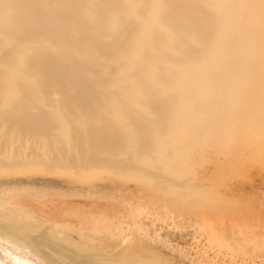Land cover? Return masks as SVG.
Here are the masks:
<instances>
[{
    "label": "bare ground",
    "instance_id": "6f19581e",
    "mask_svg": "<svg viewBox=\"0 0 264 264\" xmlns=\"http://www.w3.org/2000/svg\"><path fill=\"white\" fill-rule=\"evenodd\" d=\"M256 3L0 0V156L72 169L103 164L136 171L158 191L180 186L172 164L203 140L231 150L262 121ZM24 214L17 201H0V242L43 264L139 261L124 228L103 244L108 251L125 242L110 256L83 252L62 240L58 222Z\"/></svg>",
    "mask_w": 264,
    "mask_h": 264
},
{
    "label": "rangeland",
    "instance_id": "374dc122",
    "mask_svg": "<svg viewBox=\"0 0 264 264\" xmlns=\"http://www.w3.org/2000/svg\"><path fill=\"white\" fill-rule=\"evenodd\" d=\"M256 1L254 35L264 45V0ZM257 112L264 113V93ZM262 116L256 127L245 128L231 150L226 143L210 146L203 140L194 154L170 166L181 185L159 184V191L136 171L103 164L72 169L33 157L0 156L5 163L0 165V201H17L25 214L58 222L62 240L75 242L83 252L111 256L125 242L108 251L103 244L118 240L124 228L137 248L134 264H264ZM97 228L116 236L110 239ZM126 253L131 255V249ZM29 257L0 242V264H43Z\"/></svg>",
    "mask_w": 264,
    "mask_h": 264
}]
</instances>
